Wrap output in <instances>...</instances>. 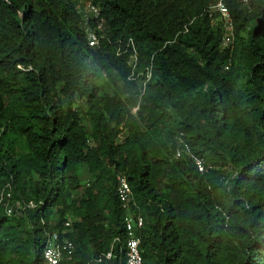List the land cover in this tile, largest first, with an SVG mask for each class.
I'll return each instance as SVG.
<instances>
[{
	"label": "trees",
	"instance_id": "obj_1",
	"mask_svg": "<svg viewBox=\"0 0 264 264\" xmlns=\"http://www.w3.org/2000/svg\"><path fill=\"white\" fill-rule=\"evenodd\" d=\"M89 1L97 48L71 0H0V194L36 205L0 203V264H42L53 232L76 246L63 264H124L118 174L143 264H264V0L227 1L233 51L216 0ZM178 139L207 173L175 159Z\"/></svg>",
	"mask_w": 264,
	"mask_h": 264
},
{
	"label": "built area",
	"instance_id": "obj_2",
	"mask_svg": "<svg viewBox=\"0 0 264 264\" xmlns=\"http://www.w3.org/2000/svg\"><path fill=\"white\" fill-rule=\"evenodd\" d=\"M237 1L248 2V0ZM210 11L212 13H218L221 16L226 30L224 42L225 45H229L233 39V26L231 23V15L228 5L226 4L225 0H217V3L211 6ZM94 41H91V45L96 43V41ZM182 152L188 154L192 158L196 168L201 174H204L207 171L204 160L194 155L188 145H184L182 150L177 151V157H179ZM118 195L123 208L125 210L130 209L132 192L127 179L124 176L118 177ZM8 197H10V194H8ZM14 207L18 210L23 209L20 203ZM14 207L8 209L9 214L12 213ZM124 223L127 233L126 257L124 264H143V257L140 251V239L138 238V230L143 227L144 220L141 216L131 212L125 217ZM66 226H70V221L66 223ZM74 255L75 246L71 241H65L63 244H61L59 242L58 234H54L52 236L49 235L43 252V264H63V262L69 263L73 261ZM105 257L106 259H110L112 254L109 253ZM97 261L101 262L102 258L98 259Z\"/></svg>",
	"mask_w": 264,
	"mask_h": 264
},
{
	"label": "clouds",
	"instance_id": "obj_3",
	"mask_svg": "<svg viewBox=\"0 0 264 264\" xmlns=\"http://www.w3.org/2000/svg\"><path fill=\"white\" fill-rule=\"evenodd\" d=\"M72 1V0H71ZM77 2H79V3H83V4H85V5H87L88 7H86L87 9H86V12H88L87 14L86 13H84V12H81V11H79V9L76 7V9L80 12V13H82V15H83V20H84V28H85V30H86V34H87V37H88V43H89V46L90 47H92V48H97V47H99L100 46V44H101V36H99V34L97 33V31H100V30H102V28H103V22H102V20L101 21H99L98 22V24H97V27H94V23H92L93 22V20H99V17H100V8L99 7H97V6H95L91 1H89V0H76ZM227 1L228 0H225V2H226V4H227ZM233 1H237V0H233ZM73 2V1H72ZM238 2H242L243 4V6H245V7H248V4H249V0H248V2H244V1H238ZM217 3V0H216V2L213 4V5H215ZM74 4V3H73ZM213 5H211V6H213ZM228 5V4H227ZM211 6L209 7V13H210V15H211V17H213L214 18V20H213V25H219L220 27H221V29H222V43H221V47H222V49H229L230 51H233V49H234V46H235V40H236V32H235V22H234V18H233V14H232V12H231V10H230V8H229V10H230V15H231V23H232V26H233V39H232V42L229 44V45H225V42H224V39H225V34H226V30H225V27H224V22H223V20H222V18H221V16L218 14V13H212L211 11H210V8H211ZM229 7V6H228ZM96 41V43L94 44V45H91V41ZM94 41V42H95ZM129 45H131L132 46V49H133V54L132 55H130V59H129V65L131 66V67H133V68H135V66H136V62H137V52H136V47H135V45H134V43H133V41L131 40V42L129 43ZM227 70H229V65H227V66H225V71H227ZM142 75H144V76H146V81H140V82H142V84L141 85H139L140 87H141V91L143 92V94L145 93V90H146V87H147V82H149L150 81V78H151V73H150V69H148L147 70V73L146 74H142ZM138 109H139V107H136V108H134L133 109V113H136L137 111H138ZM178 147H177V149H176V151H175V159H180L181 157H182V155L183 154H185L186 156H188V157H190L188 154H186V153H184V152H182V154L179 156V157H177V151L178 150H182L183 149V147H184V145H188L185 141H183L182 139H178ZM189 146V145H188ZM189 148L191 149V147L189 146ZM191 151H192V149H191ZM192 153L194 154V155H196L193 151H192ZM196 156H198V155H196ZM198 157H200V156H198ZM191 158V157H190ZM201 158V157H200ZM203 159V158H202ZM191 160H192V158H191ZM204 160V159H203ZM193 161V160H192ZM193 163H194V161H193ZM204 163H205V161H204ZM195 165V164H194ZM196 167V166H195ZM205 167H206V169H207V171H208V167L206 166V164H205ZM197 169V168H196ZM197 171H198V169H197ZM207 171L205 172V173H207ZM199 172V171H198ZM200 173V172H199ZM204 173V174H205ZM201 174V173H200ZM204 174H202V175H204ZM119 176H124L125 178H126V176L125 175H123V174H118L117 175V177H116V182H117V194H118V177ZM127 179V178H126ZM127 182H128V180H127ZM128 184H129V182H128ZM129 186H130V184H129ZM131 188V187H130ZM131 192H132V189H131ZM8 194H10V197H8ZM118 198H119V195H118ZM119 200H120V198H119ZM0 203H2L3 205H4V207H5V211H6V213L9 215V216H12V215H14L15 213L16 214H20V213H22V212H24L26 209H32V208H35L36 207V205L33 203V202H25V201H21V200H15L14 199V196H13V186H12V184L11 183H7L5 186H4V188H3V190L1 191V194H0ZM18 203H20L21 205H22V207H23V209H20V210H18L17 208H15L14 206L15 205H17ZM120 203H121V201H120ZM133 203V192H132V195H131V201H130V209H128V210H125L124 208H123V206H122V203H121V206H122V209L126 212V215H125V217L129 214V213H134V214H136V215H138V216H141L140 214H138V213H136L135 211H133V210H131V204ZM11 207H14L13 208V211H12V213L11 214H9L8 213V209L9 208H11ZM125 217H124V220H125ZM142 217V216H141ZM143 218V217H142ZM144 220V219H143ZM70 221V226L68 227V226H66V223L67 222H69ZM72 224H73V218L72 217H68L67 218V220H66V222H65V229H69V228H71L72 227ZM125 224V223H124ZM144 226V225H143ZM143 228V227H142ZM141 228V229H142ZM125 230H126V228H125ZM138 232H139V230H138ZM54 234H58V237H59V242L61 243V244H63L65 241H70V240H68V239H64V240H62L61 241V238H60V234L58 233V232H53V233H47L46 234V240H45V244H46V241H47V239H48V237H49V235L50 236H52V235H54ZM127 234V233H126ZM138 238H139V235H138ZM140 239V238H139ZM72 242V241H71ZM73 243V242H72ZM127 243V242H126ZM45 244H44V248H45ZM74 244V243H73ZM74 246H75V244H74ZM140 246H141V240H140ZM75 251H76V246H75ZM140 251H141V249H140ZM43 252H44V249H43ZM142 254V253H141ZM75 256V255H74ZM42 257H43V255H42ZM143 257V256H142ZM74 260V259H73ZM97 261V260H96ZM72 262V261H71ZM63 263H66V262H63ZM70 263V262H69ZM42 264H43V258H42Z\"/></svg>",
	"mask_w": 264,
	"mask_h": 264
},
{
	"label": "rangeland",
	"instance_id": "obj_4",
	"mask_svg": "<svg viewBox=\"0 0 264 264\" xmlns=\"http://www.w3.org/2000/svg\"><path fill=\"white\" fill-rule=\"evenodd\" d=\"M72 1H73L74 5L79 9V11L84 12L86 14L88 13V12H86V9H87L86 7H88L87 5H85L83 3H79L76 0H72ZM101 80H102V82H105V78H102ZM141 84H142V82H139V85H141ZM89 179H90V177L87 174V170L82 169L81 180H82L83 185L88 183Z\"/></svg>",
	"mask_w": 264,
	"mask_h": 264
}]
</instances>
